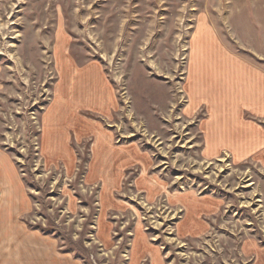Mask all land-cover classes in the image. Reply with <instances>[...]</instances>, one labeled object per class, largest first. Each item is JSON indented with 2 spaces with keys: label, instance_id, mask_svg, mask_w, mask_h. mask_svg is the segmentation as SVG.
<instances>
[{
  "label": "rangeland",
  "instance_id": "1",
  "mask_svg": "<svg viewBox=\"0 0 264 264\" xmlns=\"http://www.w3.org/2000/svg\"><path fill=\"white\" fill-rule=\"evenodd\" d=\"M201 17L264 66V35L245 36L264 33V0H0V149L13 158L29 200L25 215L1 217L8 229L0 242L19 247L0 264H129L138 227L163 264H264L263 148L238 159L229 148L205 152L209 110L193 101L188 67ZM87 61L112 84L109 107L78 99L89 80L105 95L101 79L81 70L96 67ZM74 77L81 86H70L68 114L80 115L78 127L104 123L115 148L131 146L145 160V169H127L111 199L91 178L90 137L70 138L68 167L42 149L43 114ZM258 124L260 144L264 119ZM147 178L160 190L138 186Z\"/></svg>",
  "mask_w": 264,
  "mask_h": 264
},
{
  "label": "crops",
  "instance_id": "2",
  "mask_svg": "<svg viewBox=\"0 0 264 264\" xmlns=\"http://www.w3.org/2000/svg\"><path fill=\"white\" fill-rule=\"evenodd\" d=\"M256 30L255 33L248 31L245 36L255 34L263 40L262 35L264 33L262 31L259 33L258 28ZM191 34L188 57V67H191L189 89L194 103L206 104L209 110L208 121L205 126L208 147H206L205 152L208 155H214L229 148L233 156L238 159L245 154L246 150L258 151L259 145L264 150V142L259 144L258 141L262 131L258 121L264 119V66L251 62L248 57L238 53L235 47L233 48L226 43L209 18L197 19ZM89 65L96 67H81V70L87 68L101 79L100 84L105 90V95L100 99L94 92V83L89 80L87 91L82 90V95L78 99L86 102L91 109H96L99 104L100 107L103 105L109 107V103L114 104L115 102L112 84L104 76L101 67L90 61L85 62V66ZM77 85L80 84H78L76 77L68 78L66 85L56 92L53 103H50L44 112L42 149L47 154L46 157L49 162L63 161L64 167H68V163L64 162L63 158L66 150H70V154L73 153L70 148V138L82 140L90 137L94 142L92 159H96L92 161V167H95V171L92 174L94 177L91 178H97L96 180L102 182V190L100 191L106 198L111 199L120 191L118 188L123 181L121 176L127 169L136 165L145 169V160L139 158L140 154L135 149L131 151V146L115 148L113 134L105 129L104 123L99 125V123L87 121L88 124L92 125L90 130L89 128L78 127L80 115L72 117L68 114L70 110L69 101L73 99L69 97L70 86L74 89ZM248 114L252 116L254 121L246 119ZM85 132H92L93 134L84 135ZM59 138L64 139V144H58ZM65 146H69V148ZM1 149L0 221L3 215L7 214L8 216L10 214V210L23 216L29 208L26 187L17 166L13 158ZM138 186L147 188L152 194L153 189L157 188L158 184L153 182L152 178H147L141 181ZM160 187H158V191ZM121 189L123 190V188ZM174 199L184 200L186 197L182 198L177 195ZM186 211L184 220L192 225L193 219L191 216L189 217L190 214H188L187 209ZM4 229H8L7 224L1 225V233ZM136 229L138 235L135 234L131 243L129 264H163L156 247H153L142 235L140 227ZM2 238L3 235L0 234V240ZM18 247L19 242L17 241L2 240L0 242V261L3 257H7L10 251H14L17 256ZM36 247L39 248L40 245ZM6 260L7 258L3 260V263Z\"/></svg>",
  "mask_w": 264,
  "mask_h": 264
},
{
  "label": "trees",
  "instance_id": "3",
  "mask_svg": "<svg viewBox=\"0 0 264 264\" xmlns=\"http://www.w3.org/2000/svg\"><path fill=\"white\" fill-rule=\"evenodd\" d=\"M124 185H126V182H124Z\"/></svg>",
  "mask_w": 264,
  "mask_h": 264
}]
</instances>
